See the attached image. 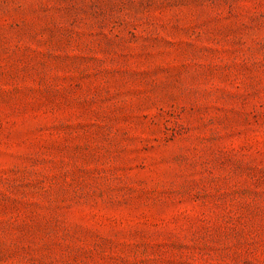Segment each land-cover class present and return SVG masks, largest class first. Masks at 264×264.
Returning a JSON list of instances; mask_svg holds the SVG:
<instances>
[{
  "label": "rangeland",
  "instance_id": "374dc122",
  "mask_svg": "<svg viewBox=\"0 0 264 264\" xmlns=\"http://www.w3.org/2000/svg\"><path fill=\"white\" fill-rule=\"evenodd\" d=\"M0 264H264V0H0Z\"/></svg>",
  "mask_w": 264,
  "mask_h": 264
}]
</instances>
